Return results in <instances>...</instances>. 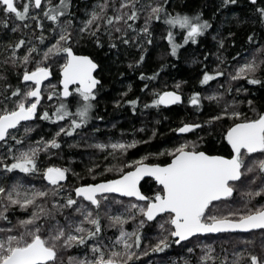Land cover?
<instances>
[{"label": "trees", "instance_id": "obj_1", "mask_svg": "<svg viewBox=\"0 0 264 264\" xmlns=\"http://www.w3.org/2000/svg\"><path fill=\"white\" fill-rule=\"evenodd\" d=\"M26 2L28 0H15L21 9ZM101 2L102 0H70L68 12L60 17L62 24L65 21L71 22L69 27L73 36L71 46H73L74 51L90 55L98 64L97 75L101 79V85L92 101L94 107L90 110V118L75 132L71 134L61 133L60 136L56 137L60 141L59 147L49 146L45 150L41 144V151L37 155L38 170L25 173L20 169L6 171L0 167V185L8 188L13 183L18 182L22 185L21 191L26 190L28 185H35L38 189L48 188L49 196L52 197L50 191L53 186L47 182L42 170L49 165H58L60 160L71 162L74 171H76L74 172L75 177L72 179L69 175L68 180L61 184L63 187L67 186V190L63 188L60 192V189H57L58 194L54 197L55 199L62 198L61 203H63L67 196L75 198L73 189L78 184L112 179L120 175L116 171L104 172L103 170L107 165H123V170L128 171L132 169L128 161L139 160L141 156H147L145 163H167L169 157L165 150L178 146L185 140L195 142L198 150L228 155L230 149L224 143L225 140L222 139V136L226 128L232 123V118L226 117L210 123L208 122L209 118L218 116L220 111L224 110L225 104H228L229 109L234 108L240 111L246 118H254L255 113L252 108H255L257 112L264 111V55L256 52V49L264 45V20L256 11L257 8L264 6V0H257L255 3H251L249 0H236L235 4L227 5L223 4V0H168L164 4L168 13L175 15L179 12L195 16L200 12L202 13L201 18L209 20L211 24V27L201 34L195 43L192 41L184 43L183 36L186 30L181 29L178 25L173 27L174 39L180 45L176 55L171 53V46L166 38L169 26L163 18L152 21L149 25L150 35L138 33V29L144 26L149 0H140L137 7L143 6L144 10L139 13V18L136 21H128V23L134 24V29H127V36L130 41L128 44L121 40H115L117 46L111 47L113 39L119 37L120 33L113 31V39H110L107 33L103 31V27L97 31L95 36L90 35L87 31L81 33L82 22L89 18L94 6ZM115 2L119 3V0H115ZM156 2L163 3V0H152V3ZM51 3L58 4L59 0H51ZM112 3L113 0H108L110 5L106 10L108 14L113 13ZM46 6L47 0H43L40 8L30 7L28 18L23 21L15 17L14 14H6L0 10V20L8 21L7 24L0 23V74H2L0 75V110L3 109L5 103L9 108L14 105L13 99L4 101L3 97H9L11 91L17 86L22 89L25 87V82L20 79L24 66L10 62L12 49L9 45L18 42L23 37L25 44L20 49H16L20 57L24 55L28 47L33 44L37 45L39 51L31 54L33 57V60L29 62V69H31L35 66V61L40 60L43 50L55 43V36L59 32V28L45 17L43 8ZM2 7L0 5V9ZM37 13L44 25L43 30L37 27L34 18ZM101 23L103 25L102 21ZM54 27L56 32L52 31ZM42 32L43 41L37 39ZM229 33L233 35L229 36ZM249 35H253L251 42L247 39ZM97 37L101 40L99 46L95 43ZM149 39L151 43H148ZM220 39L225 41L222 46L219 43ZM137 44L140 46L137 47ZM142 53L144 60L136 64L135 61L139 60ZM253 55L261 64L257 71L251 75L259 79L261 83L253 84L246 76L233 79L240 63L250 60ZM55 59L50 57L48 61L44 62V65H50L52 72L51 80L43 85L44 89L49 82L54 83L53 85L59 89L57 79L59 78V65L63 63V60L60 62V59ZM52 61H54V65H52ZM218 65L219 67H217ZM236 65L238 67H235ZM205 71L209 73L221 71L223 75L213 76L211 80L201 84L200 80ZM141 72L145 74L143 78L140 76ZM152 73H156L155 78H151ZM177 84H179V88H177ZM5 85L11 87L5 90ZM153 89L161 92L178 91L182 95V102L169 107L151 105V100L155 98ZM238 89L239 91H237ZM45 92L46 90L42 95L40 105H38L39 113L45 109L50 114L54 113L56 106L61 102L67 103L70 112L75 113V101L80 99L78 94H74L68 99H62L58 95L49 99ZM194 92L201 94L199 105L189 103ZM213 93H221L222 95L209 99L208 97L213 96ZM16 98L18 99L19 96ZM133 99H138L136 105L127 103ZM117 100L120 101L119 104L115 103ZM249 100L253 101L252 106H249ZM233 101L236 103L233 104ZM145 104H148L149 107L145 108ZM184 123H194L199 127L184 135L177 134L176 129ZM66 124H69L68 117L62 121H56L45 120L41 115L34 116L18 126L14 135L20 137L21 134H24V126L31 127L32 131L24 134L25 138L20 144H16L14 140L9 138L8 145H14L13 151H15L17 148L27 147L30 142L39 141L41 137L46 141L51 139L59 128ZM113 140L126 143L136 140L138 143L126 151H121L119 149L113 150L110 147ZM101 141L109 147L106 149L98 148L97 145ZM8 145L0 142V156L6 158L0 160V164L12 162V156L8 154L7 150ZM155 153L163 154L149 155ZM96 167L99 168L96 169ZM90 169L91 171H89ZM233 184V194L219 202L216 215L237 212V209L238 211H245L249 207L264 204V194L254 197V204L251 201L242 203L239 199L240 192H238L243 184L242 179ZM140 187L145 195H151L153 191L157 190L155 182L151 179H144ZM244 193L243 199H248V191ZM58 195L63 196L58 197ZM103 196L106 198L115 197L112 194ZM116 198L122 199V197ZM230 199H236V206L230 211H226V207L222 206L225 205V201ZM103 200L101 199L99 214L100 210L104 209ZM79 202L85 203L86 201L79 198ZM134 203L143 202L135 200ZM89 205L96 213V206ZM127 211L126 216L132 214V217L138 220L137 228H134L133 231H138L141 234L139 247L133 245V249L135 252L146 253L139 260L136 259L135 264H185V261H188V264H198V262L199 264H220L221 260H225V264H231L236 259L235 253L255 254L261 261H264V247H262L264 231L262 230L249 232V234L223 233L195 236L180 244H176L174 238L169 235L170 246L168 248L163 251H149L151 241H156L158 236L162 237L169 234L172 226L166 223L167 218L160 220L165 215L155 221L148 222L138 210L133 208ZM27 214H30L29 210L26 212L12 206L9 209V221L14 225L17 218H23ZM57 218L62 220L63 215L58 214ZM78 219L81 218L78 217ZM140 220L145 221L142 226H139ZM162 222H164V228L161 230L162 234L159 235V230H154V227ZM5 226H7V222L0 221V227ZM132 239L134 240V237ZM91 242L92 238H89V245ZM205 245H210L213 251L209 253L207 261H202L200 257L207 251ZM87 250L89 251L88 248L81 245L73 246L69 252L74 255ZM67 258L64 264H69ZM239 264H251L250 255L242 254Z\"/></svg>", "mask_w": 264, "mask_h": 264}, {"label": "snow or ice", "instance_id": "obj_2", "mask_svg": "<svg viewBox=\"0 0 264 264\" xmlns=\"http://www.w3.org/2000/svg\"><path fill=\"white\" fill-rule=\"evenodd\" d=\"M139 2L140 0H119V3H116L113 0L111 5L113 13L108 14L106 11L110 6L108 0H102L101 3L94 6L89 18L82 22L83 27L80 32L87 31L90 35L95 36L97 31L103 27V31L110 39H113V31L120 33L119 37L113 39L111 47L117 46L115 40H121L128 44L130 41L127 29H134V24H130L128 21H136L139 18V13L144 10L143 6L137 7ZM167 2L168 0H163V3H152V0H149L144 26L138 29V33L150 35L149 25L152 21L163 18L169 26L166 38L171 46V53L176 55L180 45L174 39L173 27L178 25L181 29H186L183 36L184 43L189 41L195 43L197 38L211 27V24L209 20L201 18L202 13L200 12L195 16L179 12L172 15L164 7ZM252 2L255 3V0ZM235 3L236 0H223L224 5ZM0 5L3 6L0 10L4 13L14 14L15 17L23 21L28 18L30 7L40 8L42 0H28L23 4L22 9L17 6L15 0H0ZM69 7L70 0H59V3L55 5L51 3V0H47V6L43 8L44 15L58 26L59 32L55 36V43L43 50L40 60H36L35 66L31 69H29V62L33 60L31 54L39 51L37 45L33 44L28 47L22 57L18 56L16 49H20L25 44L23 37L18 42L9 45L12 49L10 62L24 66L20 79L25 82V87L22 89L17 86L11 91L9 97L2 98L4 101L13 99L14 105L9 108L5 103L3 109L0 110V142L8 145L10 138L16 144H20L25 138L24 134L31 132L32 128L24 126V134L17 137L14 135L17 126H21V121H29L37 115H41L45 120L56 121H62L68 117L69 124L59 128L53 137L46 141L41 137L39 141L30 142L27 147H20L15 151H13L14 145H8L7 150L8 154L12 156V162L0 164V167L6 171L20 169L25 173H31L38 170L37 155L41 151L40 145L43 144L45 150L49 146L59 147L60 141L56 137L61 133L75 132L90 118V110L94 107L92 101L97 95V86L100 83L97 76L94 75L98 64L89 55L77 54L71 46L73 40L69 27L71 22L65 21L62 24L60 21V17L68 12ZM256 11L264 20V6L257 8ZM34 18L37 27L43 30L44 25L41 23L39 14L37 13ZM0 23L7 24L8 21L0 20ZM52 31L56 32V28L54 27ZM231 35L233 34L229 33V36ZM37 39L43 41V32ZM247 39L251 42L253 35H249ZM224 42L223 39L219 41L221 46ZM95 43L98 46L101 45L99 37L95 39ZM148 43H151L150 39ZM256 52L264 55V45L256 49ZM50 57L63 60V63L59 65L62 74L59 83L62 88L57 89L55 85H47V96L49 99L57 95L67 98L73 92L78 94L80 99L75 101V113L70 112L68 104L64 102L56 106L54 113L50 114L47 109L42 113L38 112V105H40L41 97L45 91L42 88V83L52 75L50 65H44V62L48 61ZM143 60L142 53L135 63L139 64ZM260 64L261 62L253 55L250 60L236 69L233 79L246 76L253 84L261 83L259 79L251 75L257 71ZM221 75H223L221 71L215 73L205 71L200 83L204 84L213 76ZM140 76L143 78L145 74L141 72ZM155 76L156 73H152L151 78H155ZM72 84L77 86L73 89L70 87ZM10 87V85H5V90ZM177 88H179V84H177ZM153 92L155 98L151 100V105H169L181 100L178 91L161 92L153 89ZM220 95L222 94L213 93V96L208 98L213 99ZM17 96H19L18 99ZM200 97L199 92L192 93L189 103L199 105ZM115 103L119 104L120 101L117 100ZM127 103L136 105L138 99L127 101ZM248 104L252 106L253 101L249 100ZM144 107L147 108L149 105L145 104ZM252 111L255 113L254 118H246L243 113L234 108L229 109L228 104H225L224 110L218 116L209 118V123L226 117L232 118V123L222 136V139L230 145L228 155L209 154V152L198 150L195 142L185 140L178 146L165 150L169 157L167 163H145L147 156H141L139 160L128 161L132 166L131 171L123 170V165H107L105 171H116L120 175L115 179H105L99 183L81 184L74 189L75 197L84 198L96 206L95 214L89 206L83 203H79L77 206L78 200L72 196L65 197L63 203L54 198L58 194L57 189L63 190V186L59 182L66 179V173L69 171L66 167L49 165L42 170L43 176L53 186L51 187L53 198L50 200V206L47 200L48 188L38 189L35 185H28L26 190L21 191L22 185L18 182L8 188L0 185V221L7 222V226L0 227V264H64L62 255L64 250L81 245L88 248L89 252L85 253L83 257L69 256L67 258L69 264H129V261L136 258L135 253L130 249L133 245L139 247L141 242V234L138 231L128 232L123 228L125 221L132 219L131 216L125 217L119 214L109 216V227L120 225L119 235L116 236L114 242L107 245L97 239L102 231L98 210L101 199H106L104 196L98 197V194L104 193H123L129 197L140 198L143 203L131 204L130 207L137 209L148 220H153L157 214H164L167 217L166 223L172 226L169 234L159 238L157 243L149 248V251H163L168 248L170 246L169 235L177 238L174 242L180 244L181 241L196 233H216L230 229H261L264 231V204L247 208L245 211L227 212L224 215L209 214L212 211L210 206L213 201L231 196L234 190L233 182H239L242 178H247L249 174H252L249 183H254L259 179L261 186L255 190L249 188L248 199L252 200L254 197L264 194V112H257L255 108H252ZM198 127L199 125L194 123H184L176 131L184 133ZM136 143H138L136 140H132L130 143L117 141L110 146L113 150L126 151ZM97 147L106 149L109 145L99 143ZM161 154L163 153L149 155ZM251 154H256V156L253 157ZM4 159L6 158L0 156V160ZM145 174L154 178L157 187V190L153 191L151 195H145L141 191L140 181ZM12 206L26 212L30 210V214L23 218H17L16 224L13 225L9 221V209ZM73 213L79 214L82 218L76 219ZM58 214H63L62 220L57 218ZM144 223V220H140L139 226ZM160 227L164 228L163 222ZM13 232L15 234H12ZM129 237H134V240L130 242ZM89 238H92L90 245ZM118 244H122L123 248H118ZM204 247L207 248V251L200 257V260L207 261L209 253L213 249L210 245ZM145 254L144 252L139 253L140 256ZM242 254L250 255L251 264H264V261H261L257 255L251 253H235L236 259L231 264H239ZM185 264H188V261H185ZM220 264H225V260H221Z\"/></svg>", "mask_w": 264, "mask_h": 264}, {"label": "rangeland", "instance_id": "obj_3", "mask_svg": "<svg viewBox=\"0 0 264 264\" xmlns=\"http://www.w3.org/2000/svg\"><path fill=\"white\" fill-rule=\"evenodd\" d=\"M35 8V7H34ZM36 9V8H35ZM186 30V29H185ZM56 60V59H55ZM61 60L62 59H60V62H61ZM59 62V63H60ZM47 64H48V62H46ZM58 63V64H59ZM244 62H242V63H240V65L241 64H243ZM57 64V65H58ZM52 65H54V61H52ZM239 65V66H240ZM45 66H48V65H45ZM235 67H238L237 65L235 66ZM58 81H59V78L57 79V84H58ZM49 84H51V85H53L54 83H47L46 85H45V90H46V92L45 93H47V91H48V89H47V85H49ZM221 112V111H220ZM189 141H192V140H189ZM112 143H114V142H117V140H113V141H111ZM122 142V141H121ZM99 143H102V141L101 142H99ZM98 143V144H99ZM111 143V144H112ZM110 144V145H111ZM111 147V146H110ZM253 157H255L254 155H252ZM67 161H59L58 162V165H56V166H59V167H66L67 169H69V171L66 173V175L68 174V176L70 175L71 176V178L73 179L74 177H75V173L74 172H76V171H74V169H73V165H71V162L70 163H66ZM64 164H66V165H64ZM97 168H99V167H96V169ZM96 169H94L93 168V170H96ZM104 169V168H103ZM104 172H105V169L103 170ZM251 175L252 174H249L248 176H247V178H242V182H243V184L240 186V188L238 189V192H240L239 193V196H240V201H242V203H244L245 201L246 202H249V201H251L253 204H254V198L252 199V200H249V199H243V196L245 195V193L244 192H247L248 191V189L249 188H252L253 190L254 189H256L258 186L260 187L261 185V181L258 179L256 182H254V183H249V181L251 180ZM236 183V182H235ZM67 187V186H66ZM66 187H63L65 190H67V188ZM51 192V191H50ZM60 192H61V190H60ZM61 196H63V195H58V197H61ZM116 197H118V196H115V197H108V198H106V199H104L103 200V203L105 204L104 205V209L103 210H100V214H101V224H102V231H101V233H100V236H99V238H98V240L99 241H102L104 244H109V243H112V242H114L115 241V238H116V236H118L119 235V232H120V225H117V226H115V227H109V223H110V221H109V219H108V217L109 216H112V215H117V214H119V215H122V216H125V217H128L130 214H128V216H126V214H127V210H130V209H133V208H131L130 207V205L131 204H135L134 203V201L135 200H133V199H128V198H122V199H118V198H116ZM76 199H78L79 200V197H75ZM120 198V197H119ZM52 199V197H50V196H48L47 197V200L49 201V206H50V200ZM58 200H60V202H62L61 200H62V198H57ZM82 199V198H81ZM221 201V200H220ZM220 201H217L218 203L217 204H214V203H216V202H213V204L210 206V208L212 209V211H210L209 212V214L211 215V214H215L216 212H218V204H219V202ZM79 203H82V202H79ZM79 203H78V205L77 206H79ZM83 204H85V205H87V206H89L90 207V203H88V202H85V203H83ZM126 206V207H125ZM236 206V199H230V200H228V201H225V205L224 206H222V207H226V211H230V209L231 208H233V207H235ZM249 208H253V207H249ZM137 210V209H136ZM247 210V209H246ZM30 211V210H29ZM237 211H238V209H237ZM93 214H95V211L93 210ZM61 215H63V214H61ZM73 215L75 216V218L76 219H78V217L79 218H82L79 214H75V213H73ZM161 216H163V215H161ZM161 216H159V217H161ZM131 217H132V214H131ZM143 217H144V215H143ZM158 217V218H159ZM167 217L165 216L164 218H162V219H160V220H165ZM58 219H60V218H58ZM145 219V218H144ZM146 220V219H145ZM155 221V220H154ZM164 223V222H163ZM137 225H138V220H136V218H134V217H132V219H128V220H126L125 221V223L123 224V228L124 229H126L128 232H133V230H134V228H137ZM87 226V225H86ZM155 229L154 230H156V231H158L159 230V235L160 234H162V228L160 227V225L158 224V226H156V227H154ZM161 228V229H160ZM12 234H15V232H13ZM249 234V233H248ZM159 238H161V237H156V239L158 240ZM251 238V237H250ZM133 239H132V237H129V241L131 242ZM157 240L156 241H151V243L149 244L150 246H152V245H154V244H156L157 243ZM117 247L118 248H123V245L122 244H118L117 245ZM134 247V246H133ZM133 247H132V249H130L131 251H133L134 253H135V256H136V258L135 259H133V260H131V261H129V264H135V261H136V259L137 260H139L140 258H141V256L139 255V253L140 252H135L134 251V249H133ZM70 249V248H69ZM69 249H66V250H64V252H63V259H64V261H66V258L67 257H69V256H76V257H83L84 255H85V253H87V252H89L88 250L86 251V252H82V253H78V254H74V255H71L70 254V252H69Z\"/></svg>", "mask_w": 264, "mask_h": 264}, {"label": "water", "instance_id": "obj_4", "mask_svg": "<svg viewBox=\"0 0 264 264\" xmlns=\"http://www.w3.org/2000/svg\"><path fill=\"white\" fill-rule=\"evenodd\" d=\"M251 3H253L252 2V0H249ZM257 0H255V2H256ZM98 69V68H97ZM97 69H95L94 70V75H96V71H97ZM59 74H60V77H59V80L62 78V74L59 72ZM52 76V75H51ZM51 76H49V77H47L46 78V80L42 83V86H43V84L45 83V82H47V81H49L50 79H51ZM97 76V75H96ZM98 78V77H97ZM99 79V78H98ZM100 81V80H99ZM24 82V81H23ZM29 83H31V82H29ZM59 85H60V87L62 88V85L59 83ZM76 84H72V85H70V87H72V86H75ZM99 85V84H98ZM77 86V85H76ZM167 91H169V90H167ZM171 91H174V90H171ZM42 98V97H41ZM61 98L62 99H68L69 97H67V98H65V97H62L61 96ZM182 102V96H181V100L180 101H177V102H174L173 104H169V105H163V104H161L162 106H164V107H169V106H173V105H176V104H180ZM264 112V111H263ZM33 118V117H32ZM31 118V119H32ZM25 122H27V121H21V124L22 123H25ZM18 127V126H17ZM194 129V128H193ZM190 130H192V129H190ZM189 130V131H190ZM188 131V132H189ZM188 132H184V133H181V132H178L177 131V134H179V135H184V134H186V133H188ZM229 147H230V145H229ZM132 169H130V170H128V171H131ZM116 178V177H115ZM115 178H112V179H115ZM46 179V178H45ZM144 179H152L153 181H154V178H152L149 174H145V176L144 177H142L141 178V181H140V184H141V182L144 180ZM47 180V179H46ZM100 181H102V180H100ZM100 181H97V182H91V183H99ZM49 182V181H48ZM64 182V180H62V181H60L59 183H63ZM155 182V181H154ZM50 183V182H49ZM79 186V185H78ZM106 194H113V195H117V196H120V197H127V198H133V199H135V200H137V201H141V202H143L142 200H140V198H138V197H129V196H127V195H125V194H123V193H104V194H98V197L99 196H102V195H106ZM233 194V193H232ZM74 196H75V191H74ZM225 198H227V197H222L221 199H225ZM84 199V198H83ZM220 199V200H221ZM85 201H87L86 199H84ZM219 200V201H220ZM87 202H89V201H87ZM213 202H217V201H213ZM89 203H91V202H89ZM95 206V205H94ZM161 215H163V214H157V217L156 218H154L153 220H148L147 219V217H145L144 216V218L148 221V222H152V221H154V220H156L159 216H161ZM258 230H261V229H253V230H243V229H230V230H227V231H221V232H216V233H196V234H193V236L192 237H188L186 240H184V241H181V243L182 242H185V241H188V240H190L191 238H193V237H195V236H207V235H218V234H223V233H249V232H253V231H258ZM175 239H177V238H174V240Z\"/></svg>", "mask_w": 264, "mask_h": 264}, {"label": "flooded vegetation", "instance_id": "obj_5", "mask_svg": "<svg viewBox=\"0 0 264 264\" xmlns=\"http://www.w3.org/2000/svg\"><path fill=\"white\" fill-rule=\"evenodd\" d=\"M50 71H51V70H50ZM51 73H52V72H51ZM98 77H99V75H98ZM99 79H100V77H99ZM100 85H101V79H100V84L97 86V88H98ZM75 87H76V85H75V86H72L71 88L74 89ZM74 94H76V93L73 92L72 95H71L70 97H73ZM224 143H225L226 145H228L227 142H226V140H225ZM226 147H227V146H226ZM228 147H229V145H228ZM229 149H230V147H229ZM209 154H220V153H209ZM251 155H256V154H251ZM67 180H68V174L66 175V179L64 180V182H66ZM64 182H63V183H64ZM141 183H142V182H141ZM260 183H261V182H260ZM78 185H81V184H78ZM140 185H141V184H140Z\"/></svg>", "mask_w": 264, "mask_h": 264}, {"label": "bare ground", "instance_id": "obj_6", "mask_svg": "<svg viewBox=\"0 0 264 264\" xmlns=\"http://www.w3.org/2000/svg\"><path fill=\"white\" fill-rule=\"evenodd\" d=\"M43 1V0H42ZM36 9H38V8H36ZM77 54H82V53H77ZM82 55H88V54H82ZM90 56V55H89ZM97 71H98V69H97ZM97 71H96V75H97ZM59 72H60V70H59ZM59 77H60V74H59ZM97 77H98V75H97ZM99 78V77H98ZM100 80V79H99ZM100 84V83H99ZM58 86H59V89L61 88L60 87V85H59V81H58ZM181 95V94H180ZM182 96V95H181ZM61 97V96H60ZM181 127V126H180ZM78 186V185H77ZM76 186V187H77ZM75 189V188H74ZM74 189H73V193H74Z\"/></svg>", "mask_w": 264, "mask_h": 264}]
</instances>
